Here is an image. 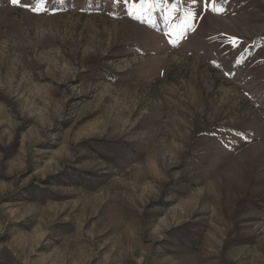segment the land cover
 <instances>
[{"label":"rangeland","instance_id":"rangeland-1","mask_svg":"<svg viewBox=\"0 0 264 264\" xmlns=\"http://www.w3.org/2000/svg\"><path fill=\"white\" fill-rule=\"evenodd\" d=\"M203 2L0 0V264H264V0Z\"/></svg>","mask_w":264,"mask_h":264},{"label":"snow or ice","instance_id":"snow-or-ice-1","mask_svg":"<svg viewBox=\"0 0 264 264\" xmlns=\"http://www.w3.org/2000/svg\"><path fill=\"white\" fill-rule=\"evenodd\" d=\"M191 4L195 5L198 0H190ZM13 5H18L19 0H11ZM125 3L128 5V15L136 17V13L146 14L154 9H165L166 6L170 7L173 11H176L180 7V0H172V3L169 5V0H125ZM204 12H212L215 14H219L220 9L216 7L215 0H204L203 8ZM186 15L188 17H194L199 15V13H194L190 9L186 10ZM187 27L190 28V25ZM166 36H171L172 33H166ZM233 47H238V39L236 37L228 38ZM226 75H231L230 72H227Z\"/></svg>","mask_w":264,"mask_h":264}]
</instances>
